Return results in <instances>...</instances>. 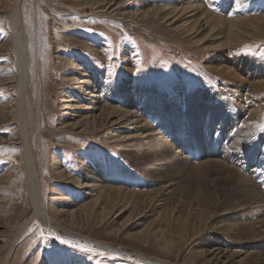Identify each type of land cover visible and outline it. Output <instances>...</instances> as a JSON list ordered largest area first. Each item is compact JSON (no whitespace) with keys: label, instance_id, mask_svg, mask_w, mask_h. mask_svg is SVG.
I'll list each match as a JSON object with an SVG mask.
<instances>
[{"label":"rangeland","instance_id":"rangeland-1","mask_svg":"<svg viewBox=\"0 0 264 264\" xmlns=\"http://www.w3.org/2000/svg\"><path fill=\"white\" fill-rule=\"evenodd\" d=\"M10 1L0 0V264L15 235L6 264H264V203L244 202L239 182L264 192V74H251L264 61V0H21L25 144ZM129 108L132 125L119 119ZM225 114L242 121L219 137ZM148 125L172 146L166 163ZM127 132L139 135L127 144Z\"/></svg>","mask_w":264,"mask_h":264},{"label":"bare ground","instance_id":"bare-ground-1","mask_svg":"<svg viewBox=\"0 0 264 264\" xmlns=\"http://www.w3.org/2000/svg\"><path fill=\"white\" fill-rule=\"evenodd\" d=\"M20 1L21 0H12V2L10 1L8 3V5H7V7H8V11H7V13H8V19L7 20H8L9 29H10L9 30L10 31V45H11V48H12V51H13V54H14V59H15V63H16L15 66H16V71H17V85H18V89L16 91L15 118L18 121V126L21 129L23 143L25 144V142H26V139H25L26 138V133H25V131L23 129V126H24V116H23V109H22V106L20 104V98L22 96V88H23V85H24V82H25L24 62H23L24 56H25V54H24V48L27 49L28 45H27V43L25 41V38H23L24 36L21 37V33L19 31V26L21 25L20 15H19V7H20V4H21ZM211 1H213V0H209V2H211ZM194 8L195 9L197 8L196 10H198V6L197 7H194ZM199 11L202 14H204L206 12L205 15L212 14V12H209V11H201V10H199ZM203 17H205V16L203 15ZM54 34H55V36L58 37L57 39H60L61 38L60 37V34L57 31V29H54ZM248 66H251V63H248ZM253 66L258 71H253V72H251V74H258V75L264 74V61H259V62H255L254 61L253 62ZM225 68H228V67L225 66V65H221L220 68H219V70L217 71V74L218 75H222L221 77H223L224 79L229 78L228 76L231 75V74H233V75H231L233 77L231 79V82H234L235 79H237V77L239 78V76L234 75V73L232 72L233 70L230 69V67L227 70H225ZM241 79H243V78H240V80ZM28 80L30 81V74L28 76ZM87 81H89V79L88 80H85L86 83H87ZM241 81H244V80H241ZM100 85H101V83H99L97 85V86H99L98 87V90L101 89V86ZM259 86L262 89L264 88V84L263 83H260ZM253 87H255V86H253ZM82 94H83V92H82ZM110 94H111V90H110V92H104V97L109 102L112 101L111 99L113 97V95H110ZM238 97H242V95L240 93H238ZM238 97H237V99H239ZM204 102L205 101L202 100V103H204ZM242 103L240 101H238L237 105L239 107H243L242 106L243 105ZM206 104L207 103H205L204 105H206ZM107 105H109V104H107ZM105 109H110V110L113 111V113L116 112L115 107H112V106H106V107L104 106L103 107V110H105ZM131 111H132V108H129L124 114H122V113L120 114L119 113V119L120 118L126 119L129 122V124L132 125L133 123H135L134 118L136 116L138 117V115H137L138 113L135 110L132 111V112ZM145 111L148 114H150V116L153 117V114L150 113V112H148L147 109H145ZM211 112L214 114V117L226 113L224 110L218 109V108L216 110H211ZM110 113L111 112H108V114H110ZM233 115H230V114H225L224 115V120L225 121H224L223 125L225 126L228 123H230V124L225 128V130H224L223 133H220V134L217 133L216 136H218V135H219V137H223L224 135L225 136L226 135H229L230 136V134H234V132L236 133V129H235L236 128V126H235L236 124L235 123L238 122V121H242V118H240L239 115H234V116ZM102 117H103V115H102ZM136 126L137 125H134L133 127L135 128ZM224 126H222V130L224 129ZM232 128H234V130H233L234 132L232 131ZM141 132L142 133H145V137H151L153 140H155V145L156 146L154 145L153 147H156V148H159L160 147L159 148L161 150L160 153H162L161 156L164 154V157L162 159L166 163L168 156L173 151L172 146L168 142H165L163 137H161L160 135L154 134V132H156L155 129L152 128L149 125H148V128L145 126V129H143ZM138 135H139V133H138ZM138 135L135 136L132 133H128L127 134V137L124 140L127 142V144H130V142H132V141L131 140L128 141V140L131 139V138H134V137H138ZM222 149H223V147H222ZM22 157H23L22 159H23V162H24V167L26 169V179H27V183H28V192H29V194L31 196V199L33 200V202L35 204V213L36 214H42V215H44L43 212H42V208L40 206H37L36 205V199H37V197H36V193H35V190H34L35 188L32 187V183H33L32 182V178H33V175H34L33 174L34 173V171H33V165H32V161H31L30 155L28 153V150H27V148L25 146L22 147ZM208 162L206 164H208ZM215 163H218V161H216ZM210 165L212 166L213 164H210ZM217 165H219V163ZM224 165L226 166V164H224ZM258 165H259V167H262L261 163L258 164ZM222 166L223 165L221 163V165L219 166L220 167L219 170H223L222 168L225 167V166H223V167ZM215 168H218V167L215 166ZM224 169H226V168H224ZM158 170H159V168H158ZM219 170L216 169V171H219ZM241 176H242V178L240 177V180H239L240 185H242L241 186V190L242 191H245L247 194H250V192H251V194H253V195L250 194V195L246 196V198L244 199V202H247V203H251V202L252 203H254V202L255 203H264V192L257 190V188L259 186L255 183L256 180H255L254 184H253V182L252 183L250 182L251 184H248L250 179L248 177H246L247 175L245 176V175L241 174ZM243 176H245V178ZM246 178H248L249 180L246 179ZM262 226H264V224ZM15 241H16V235L13 237L12 242L10 243V245L8 246V249L5 252V256L3 257V260L1 262L2 264H6V258H7L8 254H9L10 250H11L12 244ZM96 248L98 250H100V251H110L109 248L104 247V246H96ZM148 264H156V263L149 262Z\"/></svg>","mask_w":264,"mask_h":264},{"label":"snow or ice","instance_id":"snow-or-ice-1","mask_svg":"<svg viewBox=\"0 0 264 264\" xmlns=\"http://www.w3.org/2000/svg\"><path fill=\"white\" fill-rule=\"evenodd\" d=\"M62 243H67V241H62ZM77 247H80L79 245H77Z\"/></svg>","mask_w":264,"mask_h":264}]
</instances>
